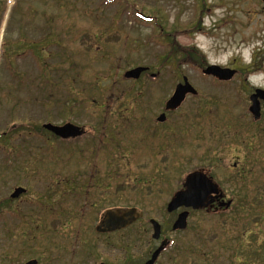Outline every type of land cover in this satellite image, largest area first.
Returning a JSON list of instances; mask_svg holds the SVG:
<instances>
[{
  "label": "rangeland",
  "instance_id": "1",
  "mask_svg": "<svg viewBox=\"0 0 264 264\" xmlns=\"http://www.w3.org/2000/svg\"><path fill=\"white\" fill-rule=\"evenodd\" d=\"M255 6L253 0H0V264L144 260L159 244L150 218L173 239L157 264H264V223L250 226V238L241 236L246 225L237 224L233 210H196L185 231L173 232L178 211H167L186 174L214 163L224 190L243 206L240 217L264 216V193L242 188L264 187V147L246 153L242 142L258 137L241 130L251 117L245 98L202 73L209 64L250 60L257 39L239 42L254 36L241 27ZM173 43L196 55L184 64L177 61L183 52L167 60ZM138 66L149 69L137 80L124 77ZM183 76L198 93L152 127ZM49 121H71L88 132L61 141L43 129ZM146 123L150 137L160 135L151 138L158 142L154 151L129 142ZM110 138L123 145L111 144L108 154ZM237 157L241 168L262 158L253 181V173L236 177ZM105 169L112 170L111 186L102 191L96 187ZM15 187L26 192L13 198ZM104 193L111 201H101ZM93 201L99 205L92 208ZM131 204L143 219L121 232L98 233L101 207ZM249 241L252 255L245 252Z\"/></svg>",
  "mask_w": 264,
  "mask_h": 264
},
{
  "label": "flooded vegetation",
  "instance_id": "2",
  "mask_svg": "<svg viewBox=\"0 0 264 264\" xmlns=\"http://www.w3.org/2000/svg\"><path fill=\"white\" fill-rule=\"evenodd\" d=\"M253 1H255V3H256L255 9L252 11V13L250 15L246 16V25L241 27V31H251L254 33V36L246 38V39H242L239 42V44H245L251 40L254 41L257 39V44L255 45L254 49L251 52L250 60L246 61L245 63H242L243 59H238L235 57V58H233L232 61L226 63L225 66L221 65L224 68H230L232 70H235L234 76L230 79H218V78L210 75V77L214 78L213 80L214 81L216 80L217 81L216 83H218L219 85H221L223 87H226V86L230 87L231 86L230 91L237 94L235 96H238V97L244 96V98H245L244 100L246 103L247 112L251 117L247 116L249 119L247 125L246 124L240 125V127H242V128H245V127H249V128L248 129H241V130H243L245 133H248L249 130H253L254 131L253 135H256V134L258 135V137H255L256 141L253 139V143H252L251 139L242 140L243 144L246 145V147H245L246 153H247V151H251V149H252L251 146L260 145V146L264 147V137H263L264 126L261 125V122L264 121V40H262L263 43L261 44V38L262 37H260L261 33L262 32L264 33V21H262L264 18V0H253ZM258 16H260L261 19H259ZM253 23H255V25ZM235 28L237 29L236 31H239L240 27L238 28L235 25ZM258 41H260V42L258 43ZM179 108H177V109H179ZM176 110H174V111H176ZM167 112L169 113V112H173V111H166V113H165V111H163L159 114V115H161L164 113V115H165V120L161 121L162 124L167 119ZM159 115L156 118L157 121L150 124L152 127L154 126V128H157L158 125H161L160 121L158 120ZM67 122H71V121H64V122H60V123L56 122L54 124L63 125ZM241 122L243 123L242 120H241ZM46 123H50V121L46 122ZM51 123H53V122H51ZM121 124L122 123H120L119 125H121ZM148 124L147 123L145 124V127L143 129L145 131L143 133H141V137L146 136L145 138H141L139 136L136 139H132L130 141L126 140V141L137 142V144L142 149L149 148L150 146H153V151H154V149L156 147H158V142L155 139H151V138H159L160 135L158 136V134H156V132H155V133H153L154 136L150 137L149 134L151 133V131H149L150 128H149ZM83 128H84L83 135L80 137H77V138H62V137L56 135L51 130H48L45 128H44V130L47 133H49L50 135H52L54 138L59 139L61 141H75L76 139L77 140L83 139V136H85V134L88 132L85 127H83ZM111 144L115 145V146L123 145V144L119 143V141L117 139L110 138L109 141L106 143V145H107L106 150H107L108 154L110 153V150L112 151ZM129 146L134 147L133 144H129ZM246 153H245V155H246ZM250 154L251 153H249L247 155V158L245 160L246 162L250 161V158L252 157V155H250ZM245 155H244V159H245ZM137 156L139 158H143L145 155L141 154V155H137ZM149 156L153 157L154 153H151ZM215 158H216V156H215ZM237 158H238L237 161L234 163V165L232 167L233 169H238L236 177H238V179H239V178H241V176L242 177L245 176V175H243L244 173H246V174L247 173H253V175H252V181H253L255 178V174H256L255 173V163L260 162L262 160V158L255 159V160L253 158L252 159V160H254L253 164H247V168H244V167L241 168V166H240V162H241L240 158L241 157H237ZM258 167L259 166H256V168H258ZM258 169H261V168H258ZM111 171L112 170H110V169H107V170L105 169L102 173H100V174L98 173L99 178L102 179L103 181H102V183H99V181H98L97 187L95 186L96 188L99 189V188L103 187L102 191H107L108 189H110V186H111L110 182H111V176H112ZM195 171H201V172L205 173L208 176V178L211 179L213 181V183H215L217 185L218 191H211L210 193H207V195L205 196V205L198 208V209H195L193 206H181V207L177 208L175 211H173V212L178 211V214H177V217L174 219V221H172V223L170 224L169 229L173 232L185 231L187 229L188 220H187V226L185 228H175L174 227V225H175V223L179 217V214L182 213L183 211H188L189 215H190L191 211H196V210H204L207 213H215V214H220V213L227 212L229 210H233L235 212V215H236L235 220L238 222L237 224H240V222H241L242 224L246 225V227L242 230L241 236H250V238H251L253 228L250 226L252 224H255V223H257V224L264 223V216L260 215L258 218L250 217V216L249 217H240V210L241 209L240 208L238 209V207H243V206H240V201L238 199V196L229 195L224 190L221 182L219 181V179H220L219 173L216 172V167L214 166V163H208V165L206 167H199L197 169H194V170L188 172L184 178L182 185L174 192L171 200L173 199V197L176 195L177 192L184 190L186 188L185 182H186L187 177ZM233 180H235V179H233ZM72 184H73L72 191L74 189L75 195L77 196V200L78 199L80 200V198L77 195V191L80 192L79 191L80 188L78 186V183L73 180ZM249 184H252V185H249ZM248 185H249L248 188L247 187H242V188L246 189L247 192H249V193L251 192L253 195L256 194V190H260L261 192L264 193V187L255 186L254 182H250V183H248ZM86 194L90 195L91 192L88 191ZM106 194L107 193H104L102 195V199H101L102 202H105L106 200L111 201V197H109V195H106ZM122 195H124V194H121V197H122ZM255 199H259V197L256 196ZM170 201L168 202V204L170 203ZM168 204H167V207H168ZM96 205L97 206L99 205L98 202L93 201L90 206H92V208H94ZM105 206L101 207V209H103V211L101 212V214L99 216V222L97 225L100 224L104 213L109 209L136 208L143 213V211L140 209L139 206H136L133 204H131L130 206H128V205H124V206L116 205V206H112V207H107V206L105 207ZM244 207H246V206H244ZM248 213H249V215L251 214V212H248ZM189 215H188V217H189ZM143 217H144V213H143V216L141 218L135 220L132 224H130L124 228L117 229V230H114L111 232H105V233L98 231V233L108 235L111 233L124 231V230L130 228L133 224H135L139 220L143 219ZM152 219L153 218L149 219L150 226L153 230V233L151 236L154 239V241L159 242V244L156 247H154L153 250L150 251L149 256L147 258H145L144 260H142V258L131 259V258H135V257L130 256L129 257L130 259L126 258L127 262L125 264H149V262H151V260L153 259V255L155 254V252L160 247H163V250L159 253L158 257L152 263V264H157L161 255L164 252H166L169 247L172 246L173 239L165 236L161 223H159L160 224V234L158 237H155V228L152 224ZM253 249H254V246L251 243V241H249L247 244L246 251H245V249H243V250L248 255H252L254 253ZM238 253H239V251H238ZM238 253H237V255H238ZM100 264H110V263L102 261ZM243 264H246V262H243Z\"/></svg>",
  "mask_w": 264,
  "mask_h": 264
},
{
  "label": "water",
  "instance_id": "3",
  "mask_svg": "<svg viewBox=\"0 0 264 264\" xmlns=\"http://www.w3.org/2000/svg\"><path fill=\"white\" fill-rule=\"evenodd\" d=\"M147 69L148 67L146 66H138L127 70L124 76L128 79H138ZM203 73L207 75H213L218 79H230L234 76L235 70L224 68L218 64H210L203 69ZM152 77H156V75L153 74ZM188 93L197 94V90L189 82L188 78L184 76V82L177 84L173 94L168 99L166 103V109H176L179 107ZM158 120H165L164 113L158 117ZM44 127L53 131L56 135L62 138L78 137L84 132L83 128L71 122L65 123L63 125H57L50 122L45 123ZM193 177L196 178L195 183L192 180ZM185 187L186 188L184 190L177 192L168 204L167 210L169 212H172L181 206H193L195 209H198L205 205V196L207 193H210L211 191H218L217 185L201 171H195L191 173L186 179ZM24 192H26L24 187H16L14 192L11 194V197H19ZM188 215V211H183L180 213L174 227L185 228L187 226ZM142 216L143 213L136 208L109 209L104 213L100 224L97 225V231L111 232L121 229L132 224L135 220L141 218ZM152 224L155 228V237H158L160 234V224L155 219H152ZM162 250L163 247H160L155 252L153 259L151 262H149V264H152L155 261ZM25 264H38V261L36 259H31Z\"/></svg>",
  "mask_w": 264,
  "mask_h": 264
},
{
  "label": "trees",
  "instance_id": "4",
  "mask_svg": "<svg viewBox=\"0 0 264 264\" xmlns=\"http://www.w3.org/2000/svg\"><path fill=\"white\" fill-rule=\"evenodd\" d=\"M143 19H145L146 18V16H143L142 17ZM146 20V19H145ZM169 40H170V38H169ZM172 49H171V51H170V53L169 54H167L168 56L166 57V59L168 60V59H170V60H177V54L178 53H182L183 52V54H184V58H183V60L182 59H178L177 61H178V63L179 64H184L185 62H187L186 60H188L186 57L187 56H192V57H194L196 54H195V51H192L191 49H189V48H181V47H179V46H176V45H174V43L172 44ZM196 50V49H195ZM197 53V52H196ZM182 62V63H181ZM179 64H176L177 65V67H179ZM202 65H203V67L206 65V63H205V61H203L202 62Z\"/></svg>",
  "mask_w": 264,
  "mask_h": 264
},
{
  "label": "snow or ice",
  "instance_id": "5",
  "mask_svg": "<svg viewBox=\"0 0 264 264\" xmlns=\"http://www.w3.org/2000/svg\"><path fill=\"white\" fill-rule=\"evenodd\" d=\"M192 180H193V182L195 183V181H196V178H195V177H193V178H192Z\"/></svg>",
  "mask_w": 264,
  "mask_h": 264
}]
</instances>
